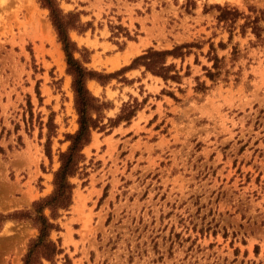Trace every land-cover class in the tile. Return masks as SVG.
Here are the masks:
<instances>
[{"label":"rangeland","instance_id":"374dc122","mask_svg":"<svg viewBox=\"0 0 264 264\" xmlns=\"http://www.w3.org/2000/svg\"><path fill=\"white\" fill-rule=\"evenodd\" d=\"M57 2L83 25L69 32L75 57L112 75L86 81L109 104L103 123L124 103L138 109L92 132L50 235L62 252L43 264H264V20L259 37L241 33L264 0ZM226 7L242 14L232 24L219 20ZM186 45L182 58L166 60L178 82L143 67L122 71L150 48ZM76 129L48 10L39 0H0V264H22L37 228L5 217L52 192Z\"/></svg>","mask_w":264,"mask_h":264},{"label":"trees","instance_id":"16d2710c","mask_svg":"<svg viewBox=\"0 0 264 264\" xmlns=\"http://www.w3.org/2000/svg\"><path fill=\"white\" fill-rule=\"evenodd\" d=\"M42 7L49 12V19L54 28L58 41L61 44L62 51L65 55L66 71L71 76V88L74 97V108L77 114V129L74 133L66 136L69 142L67 148L58 155L59 166L53 173L52 192L38 201L32 203V211L15 212L7 215L5 218L29 219L37 228V235L28 242L27 251L22 258V264H43V261L54 262L55 257L62 252L59 246L50 238L53 230H58V225L54 221L58 218L61 210H66L72 199V190L74 185L70 178L78 173L79 165L84 156L82 150L90 142L91 134L95 130H104L106 125L117 126L120 122H128L135 115L138 109V103L134 100L132 103H124L119 114L114 119H107L103 123V111L109 107L107 102L101 101L94 97L86 87V81L89 79H102L112 75L102 76L90 71L84 67L81 60L75 57L79 53L77 45L70 39L69 32L76 30L81 33L83 25L80 23L78 14H64L60 9L57 0H39ZM256 12L254 17L244 16V24L241 26V33L244 29L251 28V32L259 37L261 31L258 23L264 20V12L252 9ZM235 9L223 8L219 20L224 23H234L236 18L241 16ZM186 46L175 47L172 50L157 51L152 48L146 50L144 54L136 57L130 66L122 69H134L143 67L145 72L154 76L161 77L164 81H179L181 77L173 64H166L167 57L182 58L185 54L182 50ZM212 68L217 69L219 60L214 57ZM209 77L213 73L207 70ZM52 123L48 127H52ZM46 154L50 151L46 147ZM48 210L49 214H45Z\"/></svg>","mask_w":264,"mask_h":264},{"label":"bare ground","instance_id":"6f19581e","mask_svg":"<svg viewBox=\"0 0 264 264\" xmlns=\"http://www.w3.org/2000/svg\"><path fill=\"white\" fill-rule=\"evenodd\" d=\"M132 53V52H131ZM129 54H126V57H125V59L127 58V56H128ZM132 55V54H131ZM125 59H124V61H125ZM115 63V62H114ZM113 65V64H112Z\"/></svg>","mask_w":264,"mask_h":264}]
</instances>
